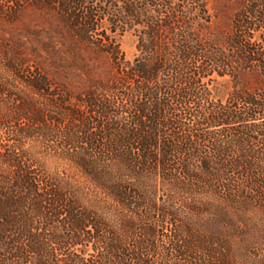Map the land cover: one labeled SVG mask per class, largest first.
<instances>
[{
  "label": "trees",
  "instance_id": "16d2710c",
  "mask_svg": "<svg viewBox=\"0 0 264 264\" xmlns=\"http://www.w3.org/2000/svg\"><path fill=\"white\" fill-rule=\"evenodd\" d=\"M0 264H264V0H0Z\"/></svg>",
  "mask_w": 264,
  "mask_h": 264
},
{
  "label": "rangeland",
  "instance_id": "374dc122",
  "mask_svg": "<svg viewBox=\"0 0 264 264\" xmlns=\"http://www.w3.org/2000/svg\"><path fill=\"white\" fill-rule=\"evenodd\" d=\"M219 3H220V0H210V6L213 10L217 8ZM37 17L38 16L35 12H33V13L30 12V13L25 14L23 16V19L25 21L29 22L32 27L38 28L41 26V23H37L38 22ZM19 28H21V27H19ZM19 30H21V29H18V28L16 29V31H19ZM16 31L13 30V32H16ZM22 31H23L22 35H23L24 39L27 41V43L32 42L33 44H37V41L35 39V35L30 34V33H26L23 29H22ZM4 34L9 36L10 32L7 31ZM120 41H121L122 49L124 50V52L126 54V57L129 59L133 58L135 53L137 52L136 36L131 32H127L121 37ZM224 89L225 88L220 87L218 90V93H220V94L225 93L226 90H224Z\"/></svg>",
  "mask_w": 264,
  "mask_h": 264
}]
</instances>
